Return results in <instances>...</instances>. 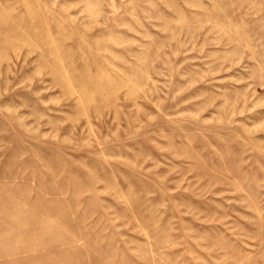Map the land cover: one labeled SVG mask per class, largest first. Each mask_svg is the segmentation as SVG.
I'll use <instances>...</instances> for the list:
<instances>
[{
	"label": "rangeland",
	"instance_id": "374dc122",
	"mask_svg": "<svg viewBox=\"0 0 264 264\" xmlns=\"http://www.w3.org/2000/svg\"><path fill=\"white\" fill-rule=\"evenodd\" d=\"M0 264H264V0H0Z\"/></svg>",
	"mask_w": 264,
	"mask_h": 264
}]
</instances>
